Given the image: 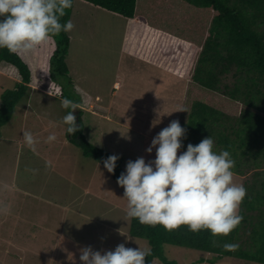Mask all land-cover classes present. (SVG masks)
Wrapping results in <instances>:
<instances>
[{
  "label": "rangeland",
  "instance_id": "374dc122",
  "mask_svg": "<svg viewBox=\"0 0 264 264\" xmlns=\"http://www.w3.org/2000/svg\"><path fill=\"white\" fill-rule=\"evenodd\" d=\"M69 20L74 28L67 33L68 74L55 71L51 39L20 53L35 72L27 96L0 127V264H81L86 246L102 252L120 243L149 248L128 233L124 189L66 134L61 121L70 109L61 103L67 98L78 105L86 140L119 155L124 171L129 160H153L155 149L146 152L153 137L171 121L180 123L187 80L125 53V20L119 15L73 0ZM2 67L0 95L16 83L9 75L14 68ZM231 80L229 75L224 81ZM24 131L33 134L35 151L25 145ZM50 134L55 141H47ZM243 181L233 175L235 184ZM163 253L177 264H257L228 256L209 262V253L171 244Z\"/></svg>",
  "mask_w": 264,
  "mask_h": 264
},
{
  "label": "trees",
  "instance_id": "16d2710c",
  "mask_svg": "<svg viewBox=\"0 0 264 264\" xmlns=\"http://www.w3.org/2000/svg\"><path fill=\"white\" fill-rule=\"evenodd\" d=\"M84 1L125 20V53L186 78L187 105L180 118L186 138L181 149L211 136L214 150L229 151L235 161L233 173L244 178L246 196L239 208L243 219L227 236L213 238L208 230L193 233L187 226L169 232L130 219L129 235L145 239L151 249L146 264L154 259L177 264L164 256L165 244L209 253V262L228 256L264 264V0ZM72 9L61 23L70 19ZM50 39L55 45L51 62L57 75L64 76L70 37L61 32ZM4 64L14 68L9 75L16 83L0 95V127L27 96L35 72L20 53L0 49V69ZM229 75L232 82L227 83ZM81 113L79 109L80 128L70 134L71 142L82 155L103 164L110 154L86 140ZM122 172L117 161L113 180L117 182ZM225 243L239 248L225 251Z\"/></svg>",
  "mask_w": 264,
  "mask_h": 264
},
{
  "label": "clouds",
  "instance_id": "9594fccd",
  "mask_svg": "<svg viewBox=\"0 0 264 264\" xmlns=\"http://www.w3.org/2000/svg\"><path fill=\"white\" fill-rule=\"evenodd\" d=\"M72 6L73 0H0V49L13 54L28 53L52 36L72 31L71 20L61 23ZM61 106L70 109L61 121L65 132L75 135L80 126L72 110L78 112L80 108L67 98ZM23 138L25 145L35 151L33 134L24 131ZM184 138L186 129L173 120L153 137L146 149L149 154L155 149L153 160L146 162L141 156L127 161L117 178L127 200L126 217L142 225H160L169 232L187 226L193 233L208 230L213 238L227 236L243 219L239 208L246 196L245 187L233 182L235 161L229 151L214 150L211 136L196 145L189 143L186 151L178 155ZM55 140V134L47 137L48 142ZM119 159V155L113 154L103 160L108 173H114ZM223 248L234 252L239 245L225 243ZM150 254V248L134 249L120 243L103 252L83 247L79 260L81 264H146L145 258Z\"/></svg>",
  "mask_w": 264,
  "mask_h": 264
},
{
  "label": "crops",
  "instance_id": "0c3cea01",
  "mask_svg": "<svg viewBox=\"0 0 264 264\" xmlns=\"http://www.w3.org/2000/svg\"><path fill=\"white\" fill-rule=\"evenodd\" d=\"M5 75H6V74H5ZM14 112H15V111H14ZM183 151H185V150H183V149L178 150L179 153H181V152H183ZM233 175H236V174L233 173ZM236 176L238 177L239 182H240V181H241V177L238 176V175H236ZM237 183H238V180H237Z\"/></svg>",
  "mask_w": 264,
  "mask_h": 264
},
{
  "label": "water",
  "instance_id": "95a60500",
  "mask_svg": "<svg viewBox=\"0 0 264 264\" xmlns=\"http://www.w3.org/2000/svg\"><path fill=\"white\" fill-rule=\"evenodd\" d=\"M76 120H77V117H76Z\"/></svg>",
  "mask_w": 264,
  "mask_h": 264
}]
</instances>
